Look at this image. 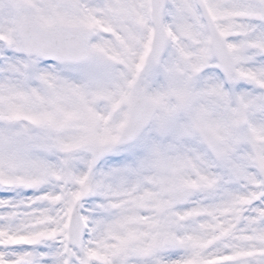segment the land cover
Instances as JSON below:
<instances>
[{"label": "snow or ice", "instance_id": "obj_1", "mask_svg": "<svg viewBox=\"0 0 264 264\" xmlns=\"http://www.w3.org/2000/svg\"><path fill=\"white\" fill-rule=\"evenodd\" d=\"M0 264H264V0H0Z\"/></svg>", "mask_w": 264, "mask_h": 264}]
</instances>
